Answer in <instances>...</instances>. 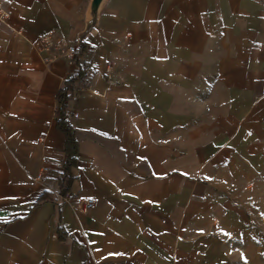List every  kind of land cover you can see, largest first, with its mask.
Here are the masks:
<instances>
[{"label": "crops", "instance_id": "0c3cea01", "mask_svg": "<svg viewBox=\"0 0 264 264\" xmlns=\"http://www.w3.org/2000/svg\"><path fill=\"white\" fill-rule=\"evenodd\" d=\"M91 3L0 0V264H264V0Z\"/></svg>", "mask_w": 264, "mask_h": 264}, {"label": "trees", "instance_id": "16d2710c", "mask_svg": "<svg viewBox=\"0 0 264 264\" xmlns=\"http://www.w3.org/2000/svg\"><path fill=\"white\" fill-rule=\"evenodd\" d=\"M82 78V72L69 77L62 84L56 98L55 122L64 141L62 171L58 177V194L61 198L72 194V187L77 181L78 144L75 139L74 129L69 124L66 110L68 103L73 99L74 87ZM58 233L62 234L61 228H58Z\"/></svg>", "mask_w": 264, "mask_h": 264}, {"label": "built area", "instance_id": "2783aa9c", "mask_svg": "<svg viewBox=\"0 0 264 264\" xmlns=\"http://www.w3.org/2000/svg\"><path fill=\"white\" fill-rule=\"evenodd\" d=\"M7 14L0 8V23H4ZM32 48L40 55L46 54L47 57L44 59V63L48 64L57 59H66L69 64L73 63L75 55L78 53V47L74 44H69L62 37L57 36L55 33L50 32L40 36L35 42L31 44ZM87 69V67H85ZM76 117V115H73ZM48 169L43 168L37 180H40L42 176L47 173ZM70 196H66L65 200H69ZM95 205V201L92 199L81 202L80 206L75 207V210L88 211Z\"/></svg>", "mask_w": 264, "mask_h": 264}, {"label": "water", "instance_id": "95a60500", "mask_svg": "<svg viewBox=\"0 0 264 264\" xmlns=\"http://www.w3.org/2000/svg\"><path fill=\"white\" fill-rule=\"evenodd\" d=\"M103 0H92L91 7L92 11L95 13L99 5L101 4Z\"/></svg>", "mask_w": 264, "mask_h": 264}]
</instances>
